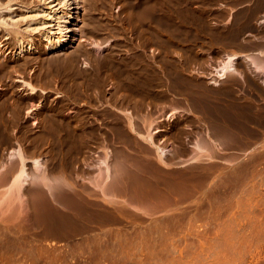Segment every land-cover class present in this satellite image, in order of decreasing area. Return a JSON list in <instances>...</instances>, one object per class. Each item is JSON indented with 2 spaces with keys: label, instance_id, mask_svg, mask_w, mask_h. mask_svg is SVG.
<instances>
[{
  "label": "rangeland",
  "instance_id": "obj_1",
  "mask_svg": "<svg viewBox=\"0 0 264 264\" xmlns=\"http://www.w3.org/2000/svg\"><path fill=\"white\" fill-rule=\"evenodd\" d=\"M0 4L6 24L0 27V72L5 70V75L0 73V191L16 168L12 163L18 166L10 152L19 147L24 156L40 157L48 176H63V189L76 198L86 197L89 204L79 201L84 206L91 203L94 213L99 209L104 218L93 215L88 205L83 212L89 208L91 213L77 211L76 218L73 211L57 205L48 214L38 211L37 220L48 217L40 218L51 227L45 229L48 226L41 221L32 219L33 224L30 197L21 193L15 220L21 216L20 222L26 224L18 226L20 231L8 211L0 216V264H264V119H230L242 108L259 109L264 116V94L245 100L243 107L240 100L236 106L226 102L228 89L229 94L238 90L240 96V90L264 84L243 55L264 54L260 49L264 0H0ZM14 26L20 30L18 37L11 33ZM49 40L62 41L50 51ZM93 42L103 48L96 50ZM20 43L28 46L21 54ZM228 52L240 54L236 71L214 84L210 72ZM22 79L38 88L32 96L21 89ZM30 106L35 109L30 111ZM125 110L135 115L138 131H144V120L160 119L154 137L175 148L166 157L167 167H157L167 169L172 173L169 178L182 185L157 188V198L148 203L153 209L147 205L149 210H143L148 214L136 210L138 203L121 202L118 195L105 197L89 182L96 171V154L107 148L112 154L119 143V126L127 122ZM210 130L223 139L230 131L240 138L233 146L217 149L214 157L190 160L188 143L205 132L212 139ZM139 137L135 147L155 155ZM138 175L136 179L142 177ZM43 189L40 196L50 198ZM138 191L132 189V194ZM160 197L170 202L161 203ZM174 201L181 202L172 208ZM111 213L123 222H110L112 215L105 219Z\"/></svg>",
  "mask_w": 264,
  "mask_h": 264
},
{
  "label": "bare ground",
  "instance_id": "obj_2",
  "mask_svg": "<svg viewBox=\"0 0 264 264\" xmlns=\"http://www.w3.org/2000/svg\"><path fill=\"white\" fill-rule=\"evenodd\" d=\"M9 3V2H8ZM8 3H3L4 5H3V7H8ZM1 8H2V4H0V10H1ZM56 11V10H55ZM1 12V11H0ZM58 13V12H57ZM54 14V13H53ZM49 16V15H48ZM80 19H81V17H80ZM57 21V23L58 24H56V25H60V21H59V19L58 20H56ZM4 25V26H3ZM5 22H4V20L0 17V27L1 26H3L4 28H5ZM77 25V24H76ZM7 27V26H6ZM11 27V26H10ZM18 26H14L13 28H12V31L13 32H11V33H14V35H16V37H18V35H19V32H20V30L17 28ZM77 27V26H76ZM162 27V26H161ZM58 28L60 29L61 27H59L58 26ZM78 28V27H77ZM77 28H75L76 30H77ZM154 28V27H153ZM158 28V27H157ZM156 28V29H157ZM3 29V28H2ZM160 29V28H159ZM5 30V29H4ZM8 30V29H7ZM6 30V32L8 33V31ZM9 30H10V28H9ZM154 30V29H153ZM11 31V30H10ZM9 31V32H10ZM156 31V30H155ZM61 32H62V28H61ZM76 32V31H75ZM74 32V35H73V40H75L76 39V33ZM159 32V31H158ZM163 33V32H162ZM8 34H10V33H8ZM79 34V33H78ZM158 34V33H157ZM63 35V34H62ZM11 36H12V34H11ZM48 36V35H47ZM12 37H15V36H12ZM49 37V36H48ZM158 38V37H157ZM47 39H49V38H47ZM62 40L63 39H65V38H61ZM62 40H55V41H53V40H49V43H48V47L46 48L47 50H50V51H54V50H56V48L60 45V41H62ZM21 42V41H20ZM92 46L93 47H95V49L97 50V49H101V48H103V46H101L100 44H98L97 42H93L92 43ZM26 47H28L27 45H22L21 43H20V46H19V50L17 51L18 53H22L24 50H26L27 48ZM161 49V48H160ZM162 50V49H161ZM53 53V52H52ZM143 53V52H142ZM158 53H159V50H158ZM264 53V52H263ZM55 54H57V53H55ZM54 55V54H53ZM70 55V54H69ZM74 55V54H73ZM244 55V57L248 60V62H249V65H250V67L252 68V70H254L255 72H257V74H260L261 75V77H262V82L264 83V54H250V53H245V54H243ZM59 56V55H58ZM71 56V55H70ZM75 56V55H74ZM73 56V57H74ZM238 56H240V54L238 55L237 53H235V52H228V53H226L225 55H224V57L222 58V59H220L219 60V62L217 63V65L212 69V71L210 72V78H212V80H211V82H213L214 84H218L219 83V81H220V79H224V78H226V77H228V75L229 74H232L233 72H235L236 71V68H235V64L237 63V61H236V59L238 58ZM60 57V56H59ZM67 57H68V55H67ZM67 57H66V59H65V61L67 60ZM50 58H51V56L49 57V60H50ZM61 58H64V56L63 57H61ZM72 58V57H71ZM53 59H55V58H53ZM58 58H56V60H57ZM48 60V61H49ZM69 60H70V58H69ZM73 60V59H72ZM31 61V60H30ZM51 62H52V59H51ZM57 62H62L61 60L59 61V59L57 60ZM139 62H141V61H139ZM236 62V63H235ZM65 64H66V62H64ZM69 63V62H68ZM71 63V62H70ZM129 63V62H128ZM143 63H144V61H143ZM148 63V62H147ZM52 64V63H51ZM65 64H63V65H65ZM130 64V63H129ZM8 65V64H7ZM7 65H5V66H7ZM68 65V64H67ZM4 66V67H5ZM70 66V65H69ZM135 66V65H134ZM4 67H3V69H4ZM8 67V66H7ZM6 67V68H7ZM143 67V66H142ZM1 68H2V65H1ZM128 68V67H127ZM126 68V69H127ZM141 68V67H140ZM144 68V67H143ZM131 69V68H130ZM142 69V68H141ZM145 69V68H144ZM149 70V69H148ZM4 71V73H2ZM1 70V74H4L5 75V70ZM7 71V70H6ZM135 71V70H134ZM144 71V70H143ZM8 73H9V68H8V71H7ZM6 72V74H8ZM133 72V71H132ZM148 72V71H147ZM78 73V72H77ZM236 73H238V72H236ZM85 74V73H84ZM131 74V73H130ZM67 75V74H66ZM69 75V74H68ZM77 75V74H76ZM238 75H242V74H239L238 73ZM3 76V75H2ZM7 76V75H6ZM82 76V75H81ZM84 76V75H83ZM146 76V75H145ZM5 77V76H4ZM68 77V76H67ZM75 77V76H74ZM127 77V76H126ZM230 77V76H229ZM69 78V77H68ZM145 78V77H144ZM71 79V78H70ZM79 79V78H78ZM84 79V78H83ZM228 79V78H227ZM138 80V79H137ZM21 81V89L22 88H25L26 90H27V93H29V95L31 94V96L38 90V88L36 87V86H34L33 85V83H30L29 81H26L25 79L23 80H20ZM72 81V80H71ZM144 81V80H143ZM85 82V81H84ZM138 82V81H137ZM141 82V81H140ZM75 85V84H74ZM71 86V85H70ZM139 86V85H138ZM142 86V85H141ZM73 87V86H72ZM77 87V86H76ZM79 88V87H78ZM75 91H76V89H75ZM74 92V91H73ZM77 93V92H76ZM82 94V93H81ZM84 94V93H83ZM71 96V95H70ZM28 97H30V96H28ZM33 97H35V96H33ZM76 97V96H75ZM32 99V98H31ZM72 100V99H71ZM75 100V99H74ZM3 102V101H2ZM2 102H1V104H2ZM27 102V101H26ZM13 103V102H12ZM19 103V102H18ZM7 103H5V105H6ZM14 104H16V103H14ZM3 105H4V102H3ZM3 105H1V107H3ZM8 106H9V104H7ZM10 106H11V104H10ZM16 106H18L17 104H16ZM20 106V105H19ZM4 108H6L5 106H4ZM7 109V108H6ZM5 109V110H6ZM16 109H18L17 107H16ZM33 109H35V106L33 107V106H30V111H32ZM1 112H2V109L0 110ZM15 111V110H14ZM18 111V110H17ZM28 112V111H27ZM14 113V112H13ZM29 113V112H28ZM36 113V112H35ZM124 113H125V115H126V119H127V124H128V126H129V128L131 129V130H133V131H135V132H137L138 134H139V136H141L145 141H147L152 147H153V149H154V151H155V156H156V158L160 161V162H162V163H164V164H168V161L166 160V157L168 156V151L170 150V147L169 146H165L163 143H162V140H159V141H157L156 140V138L154 137L155 136V133H156V131H158V128L156 127V124H157V122L160 120V119H152V120H144V122L142 123L143 125H144V131L142 132V131H138L137 130V128H136V124H135V122L133 121V119H134V117H135V115H133L129 110H125L124 111ZM1 114H3V113H1ZM31 114V113H30ZM33 114V113H32ZM17 115V114H16ZM0 116H2V115H0ZM172 116V112L171 113H169L168 115H167V117L168 118H170ZM7 117V116H6ZM166 117V116H165ZM3 118H4V116H3ZM143 120V119H142ZM141 120V121H142ZM1 121V120H0ZM35 121V120H34ZM81 121V120H80ZM55 122V121H54ZM30 123V122H29ZM32 123H34V122H32ZM78 123V122H77ZM58 124V123H57ZM72 124V123H71ZM2 125V124H1ZM30 125V124H29ZM70 126V125H69ZM80 126V125H79ZM47 127V126H46ZM52 127H54V126H52ZM51 127V128H52ZM60 127V126H59ZM50 128V129H51ZM56 128V127H55ZM54 129V128H53ZM69 129V128H68ZM78 129V128H77ZM47 130H49L48 128H47ZM56 130V129H55ZM51 131V130H50ZM52 131H54V130H52ZM58 132V131H57ZM74 132V131H73ZM209 132V131H208ZM211 132V131H210ZM71 133V132H70ZM213 134H215L214 132H212ZM46 134H48V133H46ZM208 134V133H207ZM213 134H209L210 136L209 137H211L212 139H209L208 138V136L206 135V132H205V135H196V137L193 139V141H192V143H190L191 145V147H192V149H191V152H190V154H189V159L190 160H198V159H201L202 157H205V158H211V157H214V156H216V154H217V149H225L226 148V140L225 139H227V138H225V139H223V137H221L219 134H215V135H213ZM53 135H56V133L55 134H53ZM213 137H212V136ZM52 136V135H51ZM71 136V135H70ZM47 136H44V139L46 138ZM77 137V136H76ZM81 137V136H80ZM50 139V138H49ZM70 140V139H69ZM73 140H75V139H73ZM229 140V139H228ZM227 140V141H228ZM229 146H230V142H229V144H228ZM84 146V145H83ZM228 147V146H227ZM22 148V147H21ZM23 150V149H22ZM26 152V151H25ZM117 152V151H116ZM173 153V152H172ZM218 153H219V150H218ZM110 150H109V148H107V149H104V151H102V152H100L99 154H96V158H95V163H94V165H95V167H96V171H94L93 173L94 174H92L91 175V177H90V179H89V182L92 184V186L95 188V190H98V191H100V193L101 194H103V195H105V197L107 196V197H109V199H110V195H112V196H116V193H117V195H120V192H117V191H119V189L117 188V187H115L116 185H114V184H116L117 183V178H120V180H122L123 178H124V176L125 175H127V173L129 172V170H131V168L129 169L128 168V171H127V167L126 168H121L122 169V171H123V173L125 172L124 170H126V172L127 173H125V175H123L122 176V179H121V176H120V174H118V171L120 170L121 171V169H119L120 168V161L122 160V159H116L117 161H118V165H119V167L118 166H116L115 165V162H114V160H112L113 158H110L111 156H110ZM114 154V153H113ZM25 154L21 151V149L19 148V147H15L13 150H12V152H10V156H13V160L15 159V161L14 162H17V164H18V166L16 165V164H14V163H12L14 166H16V168L14 169L13 167L14 166H11L12 167V169H14V170H12L13 172L11 173V176H10V178L8 177V179H6L7 180V184H6V186L4 187V189L2 190V191H0V216H3V214H5L6 213V211H8L7 213H8V217L10 218L9 220L10 221H13V223L14 222H16V223H14L13 225H17L16 227L18 228V226L20 227V225H23V224H26V222L24 223L23 222V224L20 222V221H23L22 219V217L20 216V218H19V220L18 221H16L15 220V218H18L19 217V215H18V213H19V209L18 208H20V202H19V200H20V194L21 193H26L30 198H29V200H28V204H29V209H30V211H29V214H30V216H29V218L32 220V219H36L37 217H38V214H39V212L38 211H41V210H46V211H41L42 213L41 214H43V213H45V212H47V213H45V214H48L49 212H48V210L50 211V210H52V209H57V205H60V206H62L64 209L66 208V210L65 211H73L74 213L76 212L77 213V211H78V213L80 214L81 212V210H82V213H85L86 211H89L90 209L89 208H91V207H93V212H92V214L94 213V206H91L92 204L90 203V205H88L89 204V201L87 200V198L86 197H82V198H79L81 195L79 194H76L77 195V197L78 198H76L75 197V194H74V197H72V195L73 194H71L72 192L71 191H69V192H71V193H69V192H67L66 190H64L63 189V185H64V180L62 181L61 180V178L63 177H61L60 178V175H59V177L58 176H54V175H56V174H54L53 175V173H52V175L50 174V176H48L49 174V172L46 174L45 172L46 171H44V168H43V164H42V162L40 161V157H30L29 155H27L26 154V156H24ZM116 155V154H115ZM119 155V154H118ZM27 156H29L30 158V164H31V167H29V168H31V169H27V165L26 164H28V163H26V159H27ZM119 157H121V156H119ZM117 158V157H116ZM122 158V157H121ZM16 159H17V161H16ZM114 159H115V157H114ZM123 159H124V157H123ZM126 159V158H125ZM124 159V160H125ZM12 161V160H11ZM116 161V162H117ZM121 162H123V161H121ZM26 163V164H25ZM120 163V164H119ZM124 163H125V161H124ZM11 164V165H12ZM117 164V163H116ZM126 166H127V164H125ZM124 165V166H125ZM45 167V166H44ZM122 167H123V165H122ZM46 169V168H45ZM133 170H131V174H132V171H134L135 170V168H132ZM122 171H121V175H122ZM120 173V172H119ZM130 173V172H129ZM136 173H138L137 172V168H136ZM140 173V172H139ZM138 173V174H139ZM59 174V173H58ZM57 174V175H58ZM135 174V173H134ZM146 174V173H145ZM133 176V175H132ZM139 177H140V175H138ZM129 178H130V176H128ZM148 177V176H147ZM146 177V178H147ZM126 179H127V176L125 177ZM136 178H137V176H136ZM125 179V180H126ZM144 179V178H143ZM150 179V178H149ZM1 180H2V178H1ZM0 180V181H1ZM5 180V181H6ZM125 180H123V181H125ZM3 181V180H2ZM119 181V180H118ZM123 181H120L119 183H121V182H123ZM151 181V180H150ZM0 183H2L1 185L3 186V182H0ZM125 183H127V181H125L124 183H122L123 185V188H124V184ZM31 185V186H30ZM119 185V184H118ZM28 186L29 187H31V188H29V189H31V190H33V191H31V192H29V190H28ZM126 187H128V186H125V188ZM41 188H45L46 190L45 191H47L48 192V194H49V196H50V198H48V196L46 195V197L48 198H46V197H41L40 195H41V193H40V190H41ZM124 188V189H125ZM191 188V187H190ZM62 189L65 191V192H63L62 191ZM1 190V189H0ZM129 190V189H128ZM188 190V189H187ZM42 191H44V189L42 190ZM45 191H44V193H45ZM56 192H59V193H57L56 194ZM186 192V191H185ZM30 193H31V196H30ZM40 193V194H39ZM63 193H64V196H65V202H64V196H62L63 195ZM144 193V192H143ZM188 193V192H187ZM58 194H62L61 196H59V199H57L56 198V195H58ZM71 194V195H70ZM147 194V193H146ZM180 194H182V193H180ZM183 194H186V193H183ZM45 195V194H44ZM111 196V197H112ZM148 196V195H147ZM164 196V195H163ZM167 196V195H166ZM179 196V195H178ZM181 196V195H180ZM121 197V196H120ZM168 197V196H167ZM176 198H179V197H177V196H175ZM185 197V196H184ZM62 198V200H60ZM122 198H125L124 196L122 197ZM146 198V197H145ZM166 198V197H165ZM165 198H164V200H165ZM175 198V199H176ZM181 198H183V197H181ZM50 199V200H49ZM75 199H77V201L75 200ZM79 199H81V201H84L85 199L88 201V204H85V206H84V204H82L80 201H79ZM116 199H118V198H116ZM115 199V200H116ZM130 199H132V198H129V200ZM140 199V198H139ZM138 198H137V202H138V200H139ZM168 199H169V197H168ZM85 200V201H86ZM114 200V198H113V203H118V200L117 201H115ZM125 200H126V198H125ZM125 200L124 201H121V202H123V203H125V204H129L127 201L125 202ZM127 200H128V197H127ZM128 200V201H129ZM141 200V199H140ZM182 200V199H181ZM194 200V199H193ZM192 200V201H193ZM196 200V199H195ZM134 201V199L132 200V202L131 203H135V202H133ZM53 202L56 204V206H54V204H53ZM62 202V203H61ZM64 202V203H63ZM136 202V203H137ZM170 201H168L167 203H169ZM175 202V201H174ZM173 202V204H171V206L170 207H175V206H178L179 205V203L176 201V203H174ZM193 202H195V201H193ZM83 203H85V202H83ZM139 203V202H138ZM148 201L147 202H145L144 203V201L142 200V203L140 202V204L139 205H141V208H142V210L143 209H146V210H149V209H147L146 208V206L148 205ZM18 204V206H15V205H17ZM120 204V203H119ZM151 204V203H150ZM175 204H177V205H175ZM86 205H88V206H90L87 210L85 209V212H83L84 211V208L83 207H85V208H87L88 206H86ZM130 205V204H129ZM136 205H138V204H136ZM15 206V207H14ZM60 206H59V208H60ZM143 206H145L144 208H143ZM147 207H152V204L149 206H147ZM15 208V210H13ZM96 208V207H95ZM92 209V208H91ZM152 209H153V207H152ZM176 209H178V208H176ZM5 212V213H4ZM38 212V213H37ZM97 212V210L95 211V213L93 214V215H96L98 212H100L99 211V209H98V212ZM34 213H36V215H34ZM73 213V214H74ZM76 213L74 214V216H73V218H76ZM81 213V214H82ZM87 213V212H86ZM89 213H91V210L89 211ZM145 214H148V212H144ZM2 214V215H1ZM40 214V215H41ZM68 214V213H67ZM71 214L72 213H70V216H71ZM79 214H77V215H79ZM101 214V213H100ZM36 216V217H34V216ZM39 215V216H40ZM86 215V214H85ZM92 215V216H93ZM97 215H99V213L97 214ZM103 215V214H102ZM102 215H99V217L100 216H102ZM112 215V216H111ZM116 215V214H115ZM12 218H11V217ZM42 216V215H41ZM39 217L38 218V220L36 221L37 223L38 222H42V220H40V218L42 219V218H44V217H46V215L43 217ZM70 216H68V218H70V219H73V218H71ZM105 216H108V215H104V217ZM111 216V220H110V222L112 221V222H118L120 219V217H119V215H118V217H116V216H114L112 213L108 216V217H105V219L107 218V220H108V218ZM6 217V216H5ZM34 217V218H33ZM83 217H84V215H83ZM94 217V216H93ZM99 217H97V218H99ZM7 218V217H6ZM22 218V219H21ZM46 218H48V217H46ZM79 218V217H78ZM85 218V217H84ZM100 218H103V216L102 217H100ZM100 218H99V221H100ZM0 219H3V217L2 218H0ZM14 219V220H13ZM29 219V220H30ZM93 219V218H92ZM95 219V218H94ZM104 219V218H103ZM103 219H101V222L102 221H104V222H107V220H103ZM5 220H8V218L7 219H5ZM4 220V221H5ZM8 220V221H9ZM79 221H80V219H78ZM96 220V219H95ZM1 221V220H0ZM45 221V220H44ZM51 221L53 222V220H50V224H52L51 223ZM66 221V220H65ZM90 221V220H89ZM96 221H98V220H96ZM98 221V222H99ZM121 222H123L122 220H120ZM2 222V221H1ZM20 222V223H19ZM32 222H33V224L34 223H36V222H34L33 220H32ZM67 223H68V220L66 221ZM70 222V221H69ZM74 222V221H73ZM78 222V221H77ZM76 222V223H77ZM91 222V221H90ZM90 222H87V223H90ZM109 222V221H108ZM109 222V223H110ZM120 222V223H121ZM19 223V224H18ZM43 224L45 223V222H42ZM41 223V224H42ZM54 223L55 222H53V225H54ZM72 223V222H71ZM75 223V222H74ZM84 223V222H83ZM1 224V223H0ZM40 224V223H39ZM46 226H48L47 224V221H46ZM44 224V225H45ZM65 224V223H64ZM82 223H80V225H81ZM30 225H31V223H30ZM38 225V224H37ZM36 224L35 225H33L34 227H33V229L35 228V226H37ZM53 225H51V226H53ZM78 225V224H77ZM76 225V226H77ZM79 225V226H80ZM82 225H84V224H82ZM91 225V224H90ZM94 225V224H93ZM114 225H115V223H114ZM25 226V225H24ZM50 226V225H49ZM45 227V229L46 228H51V227ZM57 226V225H56ZM55 226V227H56ZM68 226H69V223H68ZM67 226V227H68ZM96 226V225H95ZM58 227H60V226H58ZM62 227V226H61ZM70 227V226H69ZM75 227V226H74ZM85 227V226H84ZM92 227V226H91ZM29 228V227H28ZM57 228V227H56ZM55 228V229H56ZM64 228V227H63ZM19 229V228H18ZM54 229V227H53V230H55ZM58 229V228H57ZM56 229V230H57ZM62 229V228H61ZM66 229V228H65ZM68 229V228H67ZM72 228H70V230H71ZM35 230V229H34ZM39 230V229H38ZM49 230H52V229H49ZM48 230V231H49ZM53 230H52V232H53ZM59 230H60V228H59ZM59 230H57V231H55L56 233L57 232H59ZM69 230V231H70ZM76 230H77V228H76ZM15 231H16V229H15ZM19 231H20V229H19ZM64 231V230H63ZM62 231V232H63ZM75 231V230H74ZM54 232V233H55ZM60 232H61V230H60ZM36 233V232H35ZM70 233V232H69ZM68 233V234H69ZM71 233H73V232H71ZM96 233V232H95ZM18 234V233H17ZM65 234H66V232H65ZM74 234V233H73ZM62 235V234H61ZM70 235V234H69ZM66 236H67V234H66Z\"/></svg>",
  "mask_w": 264,
  "mask_h": 264
},
{
  "label": "crops",
  "instance_id": "obj_3",
  "mask_svg": "<svg viewBox=\"0 0 264 264\" xmlns=\"http://www.w3.org/2000/svg\"><path fill=\"white\" fill-rule=\"evenodd\" d=\"M260 49L262 51H264V46L261 47ZM253 72H255V71H253ZM254 74L256 75L257 73H254ZM242 75H244V74L242 73ZM232 91L233 90H231L230 92H232ZM226 92H228V93H226V102H229V100H230V102L232 104L234 102L235 103L234 105L236 106V104L240 100L242 103V107H243L245 100L253 101V100H258L260 97L263 98L264 84L262 86L256 85L253 89H250L247 91L246 90H240V92H241L240 96H239L238 90H235V94L233 92L229 94V89ZM248 92H253V93H255V95H250V93H248ZM191 112L193 114H195L196 116H202V112H200V111H191ZM230 119H264V116L260 115L259 109L251 108L250 110H248V109L245 110L242 108L240 111H234V113H232V117ZM199 120L205 124L212 122L211 120H204V119H199ZM123 124H124V126H119V131L121 133L120 141L117 144V146L112 148V154L111 155L113 156V160L115 162V165L118 167H119V165H118V161L116 159H118V158L122 159L121 161H123V162H121L118 159L121 163V164L119 163L120 164L119 169H121V168L123 169V168L127 167L126 169L128 171V168L132 167V168H135V170L132 171V174H131V170H133L132 168H131V170H129L130 173L129 172L127 173L126 170H124L125 172L123 173V171L121 169L122 175H121V171L120 170L118 171V174H120L121 179H122V176L125 175V173H127V175H125L122 180H120V178H117L119 181L117 180V183L114 184V185H116L115 187H117L119 189V191H117V192L121 191L120 195H118V196L119 197L121 196V199L124 196L126 198L125 202L127 201L128 203H131L133 199H134L133 202L136 203L137 198L138 199L140 198L141 200L140 199L138 200L139 203L137 202L139 205L140 202L142 203V200L145 203L147 201L148 202L152 201V200H150L152 198H157V196H158V195H156L157 194V192H156L157 188L165 187V186L169 187V188H174V189L179 188L180 185H182V181L179 179H176V178L170 179L169 177L172 175L171 172H169L167 169L164 170L162 168L157 167L158 164L165 165V167H167L166 166L167 164H163V163L159 162L155 158V155L152 152H149L146 149L141 148V147H135L136 142L137 141L140 142V137L138 136V133L131 130L128 127L126 121L123 122ZM225 138H227V139H225L226 144L228 145L230 142V146H233L236 143L237 139L240 137H238L237 133L234 134L232 131H230V134L227 135V137H225ZM190 143L191 142H189L188 145H191ZM169 147H170L171 151L170 150L168 151L169 152L168 155L174 154L175 148L172 145ZM172 149L174 151L173 153H172ZM119 156H121L122 158ZM114 157H115V159H114ZM123 157H124V159L125 158L126 159L124 160ZM154 158H155V161H154ZM124 161H125V163H124ZM125 164H127V166ZM122 165H123V167H122ZM136 168H137V172L138 173L140 172L139 174L142 175V177L140 179H136V176L138 175V173H136ZM126 176H127V179L125 178ZM128 176H130V178ZM123 180L127 181V183H125L124 185L128 186V187L125 188V186H124L125 189L122 186L123 185L122 183L125 182ZM120 181H123V182L119 183ZM135 188H138L139 191L137 193L132 194L133 193L132 189H135ZM145 189H149L148 192L145 191ZM116 195H117V193H116ZM127 197H128V200H129V198H132V199H130L128 201ZM125 198H123V200ZM157 200H159V198ZM159 202H161V203L168 202V200H167V198H165V200H164V197H160ZM178 203H179V201H178ZM147 209H149V208H147ZM120 210L122 212L123 208L120 207ZM136 210H138L140 212H144L143 210H146V209L142 210V208L139 207L138 209L136 208Z\"/></svg>",
  "mask_w": 264,
  "mask_h": 264
}]
</instances>
